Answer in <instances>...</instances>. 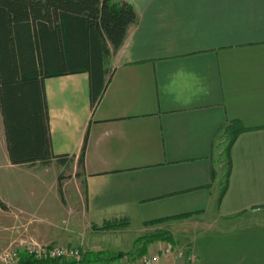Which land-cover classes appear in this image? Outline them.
I'll list each match as a JSON object with an SVG mask.
<instances>
[{"label":"crops","instance_id":"0c3cea01","mask_svg":"<svg viewBox=\"0 0 264 264\" xmlns=\"http://www.w3.org/2000/svg\"><path fill=\"white\" fill-rule=\"evenodd\" d=\"M124 1L137 21L105 64L96 108L87 73L45 81L53 152L77 163L87 136L94 222L159 228L215 215L173 264H264V215L252 214L264 213V0ZM234 120L248 130L220 198V135Z\"/></svg>","mask_w":264,"mask_h":264},{"label":"trees","instance_id":"16d2710c","mask_svg":"<svg viewBox=\"0 0 264 264\" xmlns=\"http://www.w3.org/2000/svg\"><path fill=\"white\" fill-rule=\"evenodd\" d=\"M136 21L134 7L124 0H0V114L11 164L74 162V156L53 152L45 81L87 73L94 110L109 83L105 64L123 45ZM226 130L230 139L229 177L230 149L248 128L234 120ZM86 141L87 136L77 161L81 168L79 176L84 174ZM225 189L226 186L220 198ZM0 206L4 207L1 199ZM159 239L172 241V236L157 232L139 237L136 244L141 246L127 255L137 253L136 257H143L147 245ZM124 255L86 252L80 260H37L22 253L17 264L111 263Z\"/></svg>","mask_w":264,"mask_h":264},{"label":"rangeland","instance_id":"374dc122","mask_svg":"<svg viewBox=\"0 0 264 264\" xmlns=\"http://www.w3.org/2000/svg\"><path fill=\"white\" fill-rule=\"evenodd\" d=\"M219 171L221 188L228 181L229 135H220ZM81 168L75 162L67 165L52 160L49 164L35 163L13 165L7 158L4 128L0 114V252L18 248L22 242L36 241L45 245L75 247L81 253L104 252L113 256L125 253L111 263L100 261L94 264H139L143 257L161 255L158 264H173L172 258H186L191 236L205 227H217V217L208 220L183 219L171 225L158 227H134L129 223L94 222L85 212V190ZM61 187V189H60ZM256 218L264 215L256 210ZM112 224L111 226H109ZM157 232H168L172 241L156 240L147 245L145 256L136 257L127 253L141 246L139 237Z\"/></svg>","mask_w":264,"mask_h":264},{"label":"built area","instance_id":"2783aa9c","mask_svg":"<svg viewBox=\"0 0 264 264\" xmlns=\"http://www.w3.org/2000/svg\"><path fill=\"white\" fill-rule=\"evenodd\" d=\"M22 253L37 259L66 258L80 260L82 253L78 248L62 245H45L36 241L22 242L18 248L0 252V264H17ZM161 255L143 257L139 264H158Z\"/></svg>","mask_w":264,"mask_h":264},{"label":"clouds","instance_id":"9594fccd","mask_svg":"<svg viewBox=\"0 0 264 264\" xmlns=\"http://www.w3.org/2000/svg\"><path fill=\"white\" fill-rule=\"evenodd\" d=\"M207 94H208V90L205 88V89L203 90V92L201 93V95H207ZM195 99H197V97H193V99L190 100V101H188V103H192V102H194Z\"/></svg>","mask_w":264,"mask_h":264}]
</instances>
